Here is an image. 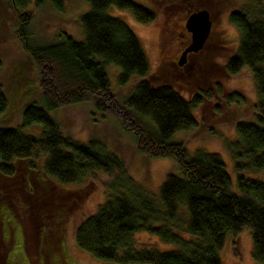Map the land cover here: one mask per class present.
Returning a JSON list of instances; mask_svg holds the SVG:
<instances>
[{
	"label": "trees",
	"instance_id": "trees-1",
	"mask_svg": "<svg viewBox=\"0 0 264 264\" xmlns=\"http://www.w3.org/2000/svg\"><path fill=\"white\" fill-rule=\"evenodd\" d=\"M6 1L17 13L22 49L37 67L51 69L48 92L42 95L43 107L30 104L22 113V127L39 126L40 135L26 136L19 130L0 127V229L9 214L19 225L27 260L34 264H72L66 260L61 232L64 219L61 221L60 216L65 217L67 205L60 199L65 194L54 186L34 192L30 174L39 169L44 177L60 185L80 184L98 172L110 177L106 200L74 232L77 248L96 260L114 264H220L218 254L225 234L248 227L252 259L264 264V183L240 175L264 170V0H238L253 7L254 13L233 11L227 17L239 37L235 55L227 61L225 70L234 76L248 69L257 97L255 102L250 101L255 123L237 121L236 141L224 144L237 175L239 195L231 193L230 178L217 154L197 151L187 160L181 143H168L175 132L197 128L193 113L202 104L199 96L186 100L169 86L152 87L140 81L126 99L127 108L148 117L156 127V134L151 135L136 124L141 153L152 158H174L182 172L180 177L166 176L157 202L134 183L122 161L99 142L89 139L82 144L70 135L63 136L48 115L65 103L79 104L89 97L100 108L98 99L108 91L102 63L121 70L120 86L132 76L146 77L147 63L137 38L106 10L115 7L129 11L142 24L152 22L154 15L131 0H82L89 5V11L79 19L84 40L77 42L61 34L57 42L35 47L28 42V13L16 7V0ZM44 2L51 3L55 11L62 9V0H35V6ZM190 8L198 9L191 4ZM203 96L210 98L209 92ZM245 102V96L236 92L224 98L226 105ZM8 108V96L0 84V119L8 114ZM213 110L219 112L216 106ZM140 232L174 249L158 252L145 245L137 248L133 236ZM49 234L56 236L52 238L57 240L56 248L45 247ZM0 236L5 250L2 233Z\"/></svg>",
	"mask_w": 264,
	"mask_h": 264
},
{
	"label": "rangeland",
	"instance_id": "rangeland-1",
	"mask_svg": "<svg viewBox=\"0 0 264 264\" xmlns=\"http://www.w3.org/2000/svg\"><path fill=\"white\" fill-rule=\"evenodd\" d=\"M131 1L150 11L154 20L142 24L129 11L115 7H109L106 14L123 22L137 38L147 63V76H132L126 85L120 86L118 77L121 70L115 65L102 63L108 91L98 99L100 108H96L94 100L89 97L79 104L65 103L48 115L59 125L63 136L70 135L82 144L89 139L99 142L105 151L122 161L128 176L149 198L157 202L158 190L166 176L180 177L182 172L174 158H152L141 153L136 140L139 132L136 124H140L151 135L156 134V127L148 117L127 108L125 101L140 81H146L152 87L169 86L186 100L199 96L202 104L193 113L197 128L175 132L168 143H181L187 160L197 151L217 154L230 178L231 193L239 195L235 185L237 175L224 144L236 141L234 126L237 121L255 123L250 101L255 102L257 97L248 69L244 68L234 76L225 70L227 61L235 55L239 37L227 17L233 11L254 13L253 7L238 0ZM190 4L208 11L211 29L202 49L196 54L187 55V70L181 69L179 73L173 66L190 42V35L184 27L189 12L195 10L190 8ZM16 7L26 11L30 17L28 42L31 46L53 44L61 34L77 42L84 40L79 19L89 11V5L82 0H62L60 12L55 11L49 2L35 6V0H16ZM17 17L10 2L0 0V84L8 96L9 104L8 114L0 119V127L38 137L41 132L39 126L22 127V113L30 104L43 107L42 95L48 92L46 82L51 69L37 67L22 49V42L17 36ZM97 61L102 62L100 59ZM205 92H209L210 98L203 96ZM233 92L245 96L244 105L224 104V98ZM214 106L218 107L219 112H214ZM209 129L213 133H209ZM240 175L244 179L264 183V170L243 172ZM109 180L108 175L98 172L86 177L80 184L60 185L44 177L39 169L30 174V187L34 192H43L54 186L65 194L60 199V203L67 205L65 217L60 216L61 221L64 219L61 232L64 233L62 240L66 260L72 264H114L92 258L77 248L74 242L76 228L106 200L108 191L105 187ZM9 217L8 214L7 223L0 229L5 243L4 250L0 236V264H3L6 257V264H34L27 260L24 253L19 225ZM52 238L56 236L47 235L45 247L56 248L57 240ZM133 241L137 248L145 245L158 252L174 249L143 232L134 234ZM251 252L250 229L242 227L236 234H225L218 256L220 264H257Z\"/></svg>",
	"mask_w": 264,
	"mask_h": 264
},
{
	"label": "water",
	"instance_id": "water-1",
	"mask_svg": "<svg viewBox=\"0 0 264 264\" xmlns=\"http://www.w3.org/2000/svg\"><path fill=\"white\" fill-rule=\"evenodd\" d=\"M185 30L190 35L189 44L182 50L178 65H182L187 54H196L206 42L210 29V15L206 9H195L189 12L185 21Z\"/></svg>",
	"mask_w": 264,
	"mask_h": 264
},
{
	"label": "flooded vegetation",
	"instance_id": "flooded-vegetation-1",
	"mask_svg": "<svg viewBox=\"0 0 264 264\" xmlns=\"http://www.w3.org/2000/svg\"><path fill=\"white\" fill-rule=\"evenodd\" d=\"M187 55H186V57H187ZM186 57H185V61H184V63L182 65H178V61H177V63H175L174 66H173L174 69H176L179 73H180L181 69H183V71L187 70L188 65L186 63V61H187Z\"/></svg>",
	"mask_w": 264,
	"mask_h": 264
},
{
	"label": "bare ground",
	"instance_id": "bare-ground-1",
	"mask_svg": "<svg viewBox=\"0 0 264 264\" xmlns=\"http://www.w3.org/2000/svg\"><path fill=\"white\" fill-rule=\"evenodd\" d=\"M193 11V10H192ZM188 33V32H187Z\"/></svg>",
	"mask_w": 264,
	"mask_h": 264
}]
</instances>
